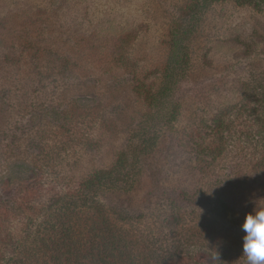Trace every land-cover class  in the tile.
<instances>
[{
  "label": "rangeland",
  "instance_id": "374dc122",
  "mask_svg": "<svg viewBox=\"0 0 264 264\" xmlns=\"http://www.w3.org/2000/svg\"><path fill=\"white\" fill-rule=\"evenodd\" d=\"M192 1L0 0L1 199L40 179L79 187L139 146L172 20ZM187 45L179 119L153 128V151L102 201L134 249L172 237L193 264H244L241 225L264 205V152L244 109L264 74V6L216 3ZM86 109L98 121L82 136Z\"/></svg>",
  "mask_w": 264,
  "mask_h": 264
},
{
  "label": "trees",
  "instance_id": "16d2710c",
  "mask_svg": "<svg viewBox=\"0 0 264 264\" xmlns=\"http://www.w3.org/2000/svg\"><path fill=\"white\" fill-rule=\"evenodd\" d=\"M222 1L226 0H193L172 20L168 59L160 86L148 96L150 109L140 128L143 134L139 146L122 152L111 170L97 171L79 187L68 185L62 192L55 186L50 191L40 179L32 185L25 184L30 186L16 192L18 198H0V264H193L190 258L182 255L172 237H165L162 242L147 240L141 250L134 249V244H129L126 229L106 216L110 207L102 198L121 189L127 174L139 167L140 156H148L153 151L150 136L153 128L161 122L164 127L175 124L179 119L180 112L173 99L190 68L187 44L206 13ZM233 1L244 6H264V0ZM257 83L254 93L248 96L250 105L244 108L250 113L246 136L255 138L252 143L264 152V74ZM96 112L97 109H86L78 115L75 112L80 121V126L72 127L76 134L87 136L85 129L98 121ZM0 142L3 144L4 139ZM48 142L44 150L41 148L45 159V152L52 147ZM11 160L8 159V165ZM261 163L264 164V155ZM11 190L10 184L4 182L5 194L10 195ZM46 193L53 195L47 197ZM182 225L184 228L186 224Z\"/></svg>",
  "mask_w": 264,
  "mask_h": 264
},
{
  "label": "clouds",
  "instance_id": "9594fccd",
  "mask_svg": "<svg viewBox=\"0 0 264 264\" xmlns=\"http://www.w3.org/2000/svg\"><path fill=\"white\" fill-rule=\"evenodd\" d=\"M241 229L244 264H264V205H259L246 215ZM218 258V256H217Z\"/></svg>",
  "mask_w": 264,
  "mask_h": 264
}]
</instances>
